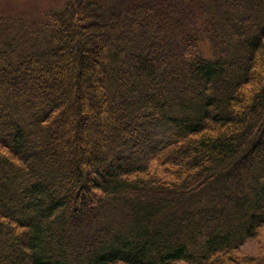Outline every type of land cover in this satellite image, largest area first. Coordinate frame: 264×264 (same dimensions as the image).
Returning a JSON list of instances; mask_svg holds the SVG:
<instances>
[{
    "label": "trees",
    "instance_id": "16d2710c",
    "mask_svg": "<svg viewBox=\"0 0 264 264\" xmlns=\"http://www.w3.org/2000/svg\"><path fill=\"white\" fill-rule=\"evenodd\" d=\"M14 22L0 264H264L234 254L264 226V0H74Z\"/></svg>",
    "mask_w": 264,
    "mask_h": 264
},
{
    "label": "rangeland",
    "instance_id": "374dc122",
    "mask_svg": "<svg viewBox=\"0 0 264 264\" xmlns=\"http://www.w3.org/2000/svg\"><path fill=\"white\" fill-rule=\"evenodd\" d=\"M74 0H0V18L7 17L20 23L21 21L35 24L44 18L48 12L60 9ZM15 24V25H16ZM16 27V26H15ZM1 149V147H0ZM150 171H157L160 177L170 179L167 166L161 161H153ZM235 255L243 258H257L264 256V226L258 234L249 239L239 249L234 251Z\"/></svg>",
    "mask_w": 264,
    "mask_h": 264
}]
</instances>
